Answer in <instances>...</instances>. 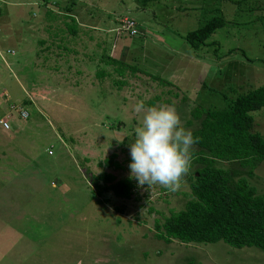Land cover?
<instances>
[{
    "label": "rangeland",
    "instance_id": "rangeland-1",
    "mask_svg": "<svg viewBox=\"0 0 264 264\" xmlns=\"http://www.w3.org/2000/svg\"><path fill=\"white\" fill-rule=\"evenodd\" d=\"M53 1L0 0L12 28L0 30V264H264L250 247L164 243L155 224L191 199L185 176L171 192L139 186L128 167L137 101L174 106L190 131L192 109L264 85V0ZM219 15L226 24L192 50L184 35ZM124 19L135 35H115ZM251 116L264 140V108ZM110 156L118 169L102 165ZM218 167L264 196V161L251 176ZM100 173L132 182L131 197L96 195Z\"/></svg>",
    "mask_w": 264,
    "mask_h": 264
},
{
    "label": "trees",
    "instance_id": "trees-1",
    "mask_svg": "<svg viewBox=\"0 0 264 264\" xmlns=\"http://www.w3.org/2000/svg\"><path fill=\"white\" fill-rule=\"evenodd\" d=\"M225 24L223 16H213L187 32L184 41L196 51ZM106 63L115 66L113 71L122 77L123 68L115 60L108 59ZM133 69L130 68L132 72ZM95 76L99 74L96 72ZM114 83L115 86L123 84ZM263 108L264 85H261L225 100L220 109L196 107L190 111L187 124L193 137L198 138L191 152L194 168L185 176L191 199L181 210L155 224L157 238L164 243L171 240L196 245L221 242L230 248L250 247L264 252V196L258 195L245 178L235 179L231 170L218 167V163H235L251 176L264 161V140L253 133L251 116V112ZM112 158L105 159L102 165L118 169ZM91 184L96 195L110 192L113 197L124 200L132 195L133 184L126 178L114 181L112 175L100 173Z\"/></svg>",
    "mask_w": 264,
    "mask_h": 264
},
{
    "label": "clouds",
    "instance_id": "clouds-1",
    "mask_svg": "<svg viewBox=\"0 0 264 264\" xmlns=\"http://www.w3.org/2000/svg\"><path fill=\"white\" fill-rule=\"evenodd\" d=\"M133 111L140 115L135 140L130 144L129 179L139 186L160 185L175 192L191 166V149L198 142L186 130L174 106L145 107L140 100Z\"/></svg>",
    "mask_w": 264,
    "mask_h": 264
},
{
    "label": "built area",
    "instance_id": "built-area-1",
    "mask_svg": "<svg viewBox=\"0 0 264 264\" xmlns=\"http://www.w3.org/2000/svg\"><path fill=\"white\" fill-rule=\"evenodd\" d=\"M137 31H138L137 25L132 19L130 20L124 19L119 23V26L114 30V33L115 35L122 34L131 37L135 35ZM7 110L10 114H14L16 117H18L21 120H25L28 117V112L24 108L18 105L17 106L13 105L10 102L7 104ZM0 128H2L3 130L8 129L7 124L2 119H0Z\"/></svg>",
    "mask_w": 264,
    "mask_h": 264
},
{
    "label": "crops",
    "instance_id": "crops-1",
    "mask_svg": "<svg viewBox=\"0 0 264 264\" xmlns=\"http://www.w3.org/2000/svg\"><path fill=\"white\" fill-rule=\"evenodd\" d=\"M54 3H57V0L56 1H53ZM77 7H79V6H81V5H76ZM19 14V13H18ZM17 15V14H16ZM3 19H4V17H3ZM4 21L6 22L4 25H0V30L2 31V30H10V29H12L10 26L11 25H9L7 22H8V19H4ZM31 76V75H30ZM46 154L47 155H52V151L51 150H47V152H46Z\"/></svg>",
    "mask_w": 264,
    "mask_h": 264
}]
</instances>
